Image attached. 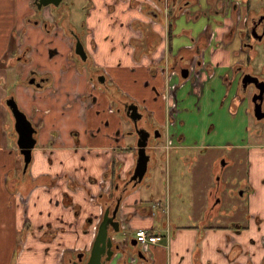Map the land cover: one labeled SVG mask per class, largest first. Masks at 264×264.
I'll use <instances>...</instances> for the list:
<instances>
[{
  "label": "crops",
  "instance_id": "0c3cea01",
  "mask_svg": "<svg viewBox=\"0 0 264 264\" xmlns=\"http://www.w3.org/2000/svg\"><path fill=\"white\" fill-rule=\"evenodd\" d=\"M31 1L0 0V264H38L39 259L41 264H70L78 253L87 256L104 210H112L120 196L116 220L126 254L111 264H264V179L253 174V165L238 186L253 193L243 229L220 227V190L225 187L220 177L200 193L187 192L183 169L170 163L172 152L182 153L187 167L190 152L219 151L222 117L221 133L233 132L234 126L246 133L247 99L236 95L247 57L241 33L248 13L256 16L262 10L251 9L249 0H169L167 26L165 15L156 16L147 0H135L143 8L130 0H89L87 21L76 29L70 8L63 7L83 44L82 61L74 52L75 39L56 25L48 9L42 17L53 29L37 23ZM25 48L29 61L13 65L14 53ZM7 66L18 75L10 96L36 129L25 171L18 149L8 144L16 133L13 118L10 128L2 108ZM181 68L189 70L187 78L180 77ZM30 72L47 76L46 83L29 85ZM177 101L178 116L168 117L167 109ZM129 104L138 106L143 127L161 130L170 123L174 140L164 152L161 130L162 136L150 143L159 152L147 149L148 171L135 187L128 183L137 158ZM219 161L212 159L215 176ZM193 191L196 197L187 210L179 206L172 217L171 198L180 201ZM193 215L197 223H183ZM137 229L168 237L145 248L133 244Z\"/></svg>",
  "mask_w": 264,
  "mask_h": 264
},
{
  "label": "rangeland",
  "instance_id": "374dc122",
  "mask_svg": "<svg viewBox=\"0 0 264 264\" xmlns=\"http://www.w3.org/2000/svg\"><path fill=\"white\" fill-rule=\"evenodd\" d=\"M66 7L70 8V21L76 29H82L83 24L87 21L86 18V10H88V4H90L89 0H65ZM249 6L254 11L264 10V0H249ZM32 8V7H31ZM29 7V9H31ZM49 12V10H48ZM36 18V17H35ZM86 20V21H85ZM70 23V24H71ZM168 24V23H167ZM169 26V24L167 25ZM264 64V51H260L259 56L255 60V65L258 68L259 66ZM16 68L12 66L6 67V79L2 84V87L6 91V96H10L11 92H13L14 82L16 79ZM18 76V75H17ZM170 77V76H169ZM13 78V80H12ZM169 82V81H168ZM169 88L170 84L168 83ZM177 111L179 108V103L177 101ZM2 108L5 110V117H7V124L12 125V117L9 114L5 101L2 100ZM230 115H233L232 111H229ZM178 116V113L176 114ZM177 118V117H176ZM2 117V121H3ZM177 120V119H176ZM225 117L220 119V144H223L220 147L219 151H205V150H198L192 151L189 155L192 158L191 163L186 167V164L183 163L181 160L182 153L180 152H172L171 153V165L172 167H178L183 169L184 173V181H186V189L187 192L191 190H196L202 192V189H205L206 185H209L212 181H214L215 177H220V183H223L225 187L220 190V227H230L233 224L240 225L243 229L247 228L248 226V201L253 195L250 191L245 193L244 195L240 194L241 189L238 188L240 182L248 178L250 173V165H253V174L257 176H262L264 179V121L262 122H255L251 115H248L246 119L247 130L245 134L239 133L237 126H234L235 130L233 132H224L221 133L222 130L225 128L224 122ZM228 125L232 126L234 122L227 120ZM244 144L247 143L248 146H245L243 149L235 148L236 144ZM8 144L10 148H16V143L14 140H8ZM235 144V146H234ZM12 148V149H13ZM149 148L153 151L154 149L149 146ZM148 149V148H147ZM170 150V149H169ZM168 150V151H169ZM19 151V150H18ZM155 152H159L158 149H155ZM249 158H248V154ZM214 156L220 157L223 159L224 156L232 159L233 163H226L225 161H219V172L215 176L213 174V165L212 159ZM195 157V159H194ZM31 162V161H30ZM30 164V163H29ZM221 166V170H220ZM18 170H16L17 172ZM176 177L179 175L176 174ZM174 180V179H172ZM198 182V186L196 188H192V184L194 182ZM234 181V182H233ZM235 191V193L230 194L228 191ZM191 192V196L187 194V196L183 198V200H178L175 197L171 198V216L173 217L174 213L178 211L179 206L183 209H186L190 205L191 197L195 195ZM199 193L197 194L199 196ZM204 193V192H203ZM197 196V197H198ZM264 198V194L261 196ZM196 211H194L195 213ZM198 217L193 215V218L190 220L186 217V222L188 224L197 223ZM216 221V220H213ZM215 223V222H213ZM21 243V242H20ZM250 246L253 244L248 241ZM22 247V245L20 246ZM20 249V248H19ZM17 260L20 258L18 257V253L14 255ZM14 256L11 258L12 261H15ZM36 263L41 264L40 259L35 260ZM12 263V262H11Z\"/></svg>",
  "mask_w": 264,
  "mask_h": 264
},
{
  "label": "water",
  "instance_id": "95a60500",
  "mask_svg": "<svg viewBox=\"0 0 264 264\" xmlns=\"http://www.w3.org/2000/svg\"><path fill=\"white\" fill-rule=\"evenodd\" d=\"M61 2L62 0H35L38 9H41L42 7L46 8L48 6L57 8ZM74 39V52L78 57L81 58L82 61H85L86 53L84 51L83 44L79 38L74 37ZM188 72V69H184V71L181 72V77L187 78ZM246 78H250L248 83L255 84V86L260 91L257 98H252V102L254 103L253 115L256 120L264 119V113L261 110V101L264 94V83H258V80L250 75L242 78L243 83H245L244 81ZM27 82L29 85H32L36 88L42 87L43 85L42 80L35 82L34 79H30ZM256 99H259L258 103H256ZM5 105L10 111L14 121L13 127L17 137L16 145L22 157L23 171H25L31 161L32 149L36 144V139L34 138L36 130L31 121L20 110L13 97L8 98L5 101ZM126 114L134 125L135 133L137 135V158L133 173L128 180V183H132V187H135L137 184H140L143 181L148 171V166L151 160V156L147 152L150 133L144 128H138L137 122L141 120L142 114L139 113L138 107L135 104H129L126 106ZM121 202L122 196L115 200V205L112 210H110L109 207L104 210L101 220L97 225L95 238L89 251V255L84 264H111L114 260L118 262L125 256L126 239L123 237L124 233L123 230H121V222L116 220ZM109 228H112V233L110 234ZM135 243L136 241H133V244ZM82 255L83 253H81L78 257V260L72 262V264H79L81 262Z\"/></svg>",
  "mask_w": 264,
  "mask_h": 264
},
{
  "label": "flooded vegetation",
  "instance_id": "af4514ba",
  "mask_svg": "<svg viewBox=\"0 0 264 264\" xmlns=\"http://www.w3.org/2000/svg\"><path fill=\"white\" fill-rule=\"evenodd\" d=\"M147 3H146V6L151 7V11H153L156 14V16L160 15V16L163 17L165 15L164 18H165L166 22L170 26L172 17H171V15L169 13H165L164 14V10H166V11L169 10L170 1L169 0H147ZM31 4H32V7L35 10L36 15L40 12L39 13V16H40V20L39 21L42 22L43 29H46L47 31L48 30L51 31L53 29V26L50 25L47 21L43 20L42 14H43L44 10H46V9L49 10V14H50V16H52L53 21L56 23L57 26L58 25L60 26L61 22L65 21V20H69V15L68 14L63 13V12H59V10L62 7H66L67 6L65 0H62V2L60 3L59 7H57V8H54L53 6H48L46 8L42 7L41 9H38L37 5L35 3V0H32ZM130 4L133 5V6H138L139 5L140 8L141 7L143 8L145 6L143 3H138L135 0H130ZM250 15L251 14L248 13L247 18L245 20L246 21L245 31H244V33H241L242 49L246 50L247 57H246L245 66L243 68H240V73L241 74H240V78H239V81H238L236 95H237L239 100L247 99V103H248V108L247 109L249 110L248 111L249 115H251V117H253L255 122H262V121H264V119H261V120H256L255 119V117L253 115L254 103L252 102V98L253 97L257 98V96H259L260 91L255 86V84L248 83V80L250 78H246L245 81H244L245 83L242 82V78H244L247 75H250V76L256 78L258 80V83L259 82H263L264 83V64L259 66L258 68L255 65V60L259 56L260 51H264V10H262L256 16H254V15L250 16ZM39 21H37V23H39ZM68 30H69L70 36H72L73 38L74 37L80 38L79 34L77 33V30L74 29L72 27V25H71V27L68 28ZM232 34H233V31H230L229 32V36H232ZM184 69H186V68H181L180 69V77H181V72L184 71ZM188 74H189V72H188ZM30 79H34L35 82H38V81L42 80V84H43L44 82L46 83L47 76L43 77V76L37 75L35 72H30L27 80H30ZM8 98H11V96H6L4 101H6ZM258 102H259V99H256V103H258ZM7 110H8V108H7ZM261 110L264 113V94H263L262 101H261ZM138 111H139V108H138ZM139 113H140V111H139ZM142 119H143V115H142L141 120H139L137 122V126H138V128H144L147 131H149L150 138H149L148 148H149V145H150L151 142L155 143L157 138L159 136L160 137L162 136L161 135L162 133H163V138L164 139L166 138V134H165V131L163 130V128H161V130L163 131L161 133L160 129L159 130L158 129L150 130V129L146 128V126H144V127L141 126L140 123H141ZM134 131H135V128H134ZM168 132H169L168 133L169 138L172 140V143H173L174 140H173V136H172V132H171V127L169 128ZM157 133H158V135H157ZM16 139H17V137H16ZM16 139H15V143H16ZM164 139H163V142H165ZM16 147H17V145H16ZM155 147H156L155 144H153V146H151V148L154 149V150H155ZM220 161H225L226 163H233L234 164L235 159L232 160V159H229L228 157L224 156L223 159H220ZM220 170H221V166H220ZM243 181L244 180H242L239 185H242ZM239 189H241L240 194H242V195H244L245 193L250 192V188H248V187H247V189H242L241 187ZM228 192L230 194L235 193V191H231L230 189H229ZM81 253L76 254L74 256V258L70 260V264H72V262H74V261H77L78 257L80 256ZM88 255H89V253H88ZM88 255L85 256V254L83 253V255L81 256V262L79 264H84L85 261L87 260Z\"/></svg>",
  "mask_w": 264,
  "mask_h": 264
},
{
  "label": "built area",
  "instance_id": "2783aa9c",
  "mask_svg": "<svg viewBox=\"0 0 264 264\" xmlns=\"http://www.w3.org/2000/svg\"><path fill=\"white\" fill-rule=\"evenodd\" d=\"M169 81V79H168ZM169 83V82H168ZM177 108L178 106H172L170 108L167 109V112H168V117L172 116V117H175L176 116V112H177ZM174 110H175V113H174ZM170 123H167L163 126V130L165 131V134H166V138H165V142H164V145H163V151L167 152L171 146H172V140L169 138V135H168V131H169V126H171V124L169 125ZM168 236H164L160 233H154V232H151V231H148V230H143V229H137L134 231V238L136 240V242L147 248L149 245H154V244H157V243H160L161 241L165 240Z\"/></svg>",
  "mask_w": 264,
  "mask_h": 264
},
{
  "label": "trees",
  "instance_id": "16d2710c",
  "mask_svg": "<svg viewBox=\"0 0 264 264\" xmlns=\"http://www.w3.org/2000/svg\"><path fill=\"white\" fill-rule=\"evenodd\" d=\"M59 12H63V7L59 10ZM40 13V12H39ZM39 13L36 15V19L39 21L40 20V16H39ZM60 26L66 31L67 34H69V30L68 28L71 27V24L69 22V20H65L63 22L60 23ZM49 31V30H48ZM168 32H169V28H168ZM169 37V35H168ZM29 51V48H25V50L22 52L21 55L17 56L16 53H14V57H13V65L17 63V61H22L24 63H27L29 61V59L26 57V54L28 53ZM16 55V56H15ZM12 97V96H11ZM9 114H10V111H8ZM12 117V115H11ZM36 137V132L34 134V138ZM29 167V165H28ZM27 167V168H28Z\"/></svg>",
  "mask_w": 264,
  "mask_h": 264
}]
</instances>
